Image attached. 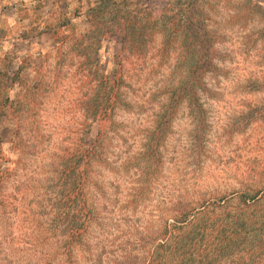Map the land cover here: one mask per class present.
Here are the masks:
<instances>
[{"label":"rangeland","instance_id":"obj_1","mask_svg":"<svg viewBox=\"0 0 264 264\" xmlns=\"http://www.w3.org/2000/svg\"><path fill=\"white\" fill-rule=\"evenodd\" d=\"M129 1L171 33L81 47L88 0H0V264H144L203 208L191 238L239 231L209 264H264V0Z\"/></svg>","mask_w":264,"mask_h":264},{"label":"trees","instance_id":"obj_2","mask_svg":"<svg viewBox=\"0 0 264 264\" xmlns=\"http://www.w3.org/2000/svg\"><path fill=\"white\" fill-rule=\"evenodd\" d=\"M88 1L93 5L90 8L91 12L87 14L90 26L86 33L78 34L75 40L81 47L84 45L88 48L93 47V44L101 43V40L105 38H121L123 39L121 51L137 53L141 47L150 43L151 36L155 32L162 31L165 35L171 33L166 24L167 19L165 21L164 17L154 24L149 23L144 26L141 21L143 8H138L140 6L138 3H135L134 8H131L130 5L133 3L129 0ZM112 5L114 6L112 7ZM149 25H152L151 32L148 30ZM91 31L96 32L97 38L95 33L88 34ZM93 39L95 40L93 41ZM83 56L87 60L91 59L85 52ZM249 199L252 198H245V202H249ZM198 216L193 221L176 219V222L171 225L173 236H165L163 240L156 242L155 250L144 260V264H209L211 260L208 259L217 258L219 255L227 253V248H234L235 244L237 245L236 239H238L239 231L232 232L231 236H226L224 239L213 238L207 224L204 226L203 232V236H207V238L203 240L202 238H191V232L195 231L200 224L211 220V213L204 208ZM82 227L83 224L78 227L79 233L83 231ZM174 228L180 229V232L177 234ZM192 240H198L200 245L198 242L197 244L194 242V244ZM202 249H206V251H202ZM261 249L264 251V244ZM262 259L264 260V254ZM120 264H142V262L139 263L132 258L130 253H127Z\"/></svg>","mask_w":264,"mask_h":264}]
</instances>
